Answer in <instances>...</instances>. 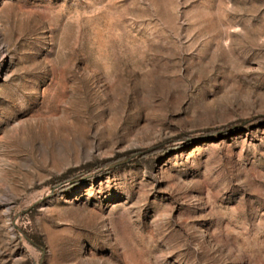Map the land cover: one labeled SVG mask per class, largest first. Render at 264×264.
Listing matches in <instances>:
<instances>
[{
	"label": "rangeland",
	"instance_id": "rangeland-1",
	"mask_svg": "<svg viewBox=\"0 0 264 264\" xmlns=\"http://www.w3.org/2000/svg\"><path fill=\"white\" fill-rule=\"evenodd\" d=\"M0 264H264V0H0Z\"/></svg>",
	"mask_w": 264,
	"mask_h": 264
}]
</instances>
